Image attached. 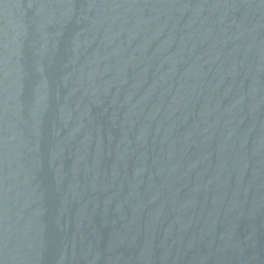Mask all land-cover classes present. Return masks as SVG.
<instances>
[{
    "label": "water",
    "instance_id": "95a60500",
    "mask_svg": "<svg viewBox=\"0 0 264 264\" xmlns=\"http://www.w3.org/2000/svg\"><path fill=\"white\" fill-rule=\"evenodd\" d=\"M0 264H264V0H0Z\"/></svg>",
    "mask_w": 264,
    "mask_h": 264
}]
</instances>
